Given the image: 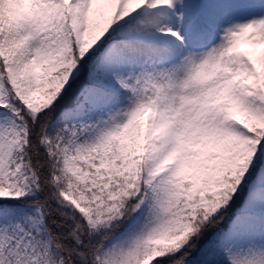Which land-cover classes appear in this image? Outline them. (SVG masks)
I'll list each match as a JSON object with an SVG mask.
<instances>
[{
  "label": "snow or ice",
  "instance_id": "obj_1",
  "mask_svg": "<svg viewBox=\"0 0 264 264\" xmlns=\"http://www.w3.org/2000/svg\"><path fill=\"white\" fill-rule=\"evenodd\" d=\"M0 264H264V0H0Z\"/></svg>",
  "mask_w": 264,
  "mask_h": 264
}]
</instances>
